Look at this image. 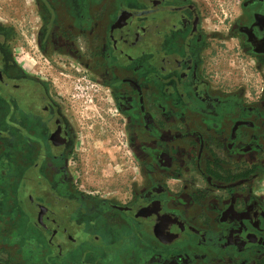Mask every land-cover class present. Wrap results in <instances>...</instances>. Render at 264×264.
Returning a JSON list of instances; mask_svg holds the SVG:
<instances>
[{"label": "flooded vegetation", "instance_id": "1", "mask_svg": "<svg viewBox=\"0 0 264 264\" xmlns=\"http://www.w3.org/2000/svg\"><path fill=\"white\" fill-rule=\"evenodd\" d=\"M31 2L44 62L108 91L133 171L80 187L65 106L0 22V198L27 214L0 209V264H264V0L227 27L197 0Z\"/></svg>", "mask_w": 264, "mask_h": 264}, {"label": "rangeland", "instance_id": "2", "mask_svg": "<svg viewBox=\"0 0 264 264\" xmlns=\"http://www.w3.org/2000/svg\"><path fill=\"white\" fill-rule=\"evenodd\" d=\"M208 22L220 25L235 15L240 0H197ZM31 0H0V22L16 31V56L19 63L35 71L44 72L53 86V93L65 106L75 130V146L71 165L80 176V187L102 196H112L126 187L133 171L121 117L106 89L77 73L64 74L46 64L36 47L37 22ZM220 60L231 59L222 53ZM235 61V62H234ZM224 61L225 71L242 77L243 64ZM217 66H220L219 64ZM243 79H247L245 76ZM8 164L2 163L1 180L8 183L5 174ZM5 200V201H4ZM21 204V203H20ZM13 215L21 214L19 222L26 220L25 207L0 198V209H9ZM22 231L27 226L22 224Z\"/></svg>", "mask_w": 264, "mask_h": 264}]
</instances>
